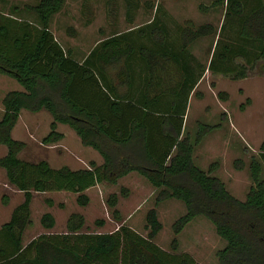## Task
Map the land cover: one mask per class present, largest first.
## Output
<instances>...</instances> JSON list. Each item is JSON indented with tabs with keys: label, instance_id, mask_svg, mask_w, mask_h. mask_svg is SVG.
Returning a JSON list of instances; mask_svg holds the SVG:
<instances>
[{
	"label": "trees",
	"instance_id": "obj_1",
	"mask_svg": "<svg viewBox=\"0 0 264 264\" xmlns=\"http://www.w3.org/2000/svg\"><path fill=\"white\" fill-rule=\"evenodd\" d=\"M62 3L25 4L23 8L34 13L36 22L0 10V74L14 78L22 87L6 92L1 100L0 145L6 152L0 156V168L7 183L22 193V201L0 225V264H200L188 252L164 250L154 242L162 228L155 206L145 214L146 235L122 222L117 204L120 197L130 195L123 185L106 199L119 223L115 230H85L84 215L72 212L64 232H43L23 243L32 223L35 194L70 192L76 204L85 207L90 200L88 188L116 185L130 172H137L155 188V205L170 198L184 203L185 213L173 223L175 234L203 215L225 240L216 252L219 264H264V180L260 177L264 139L249 162L252 184L240 200L213 175L217 162L200 169L193 161L194 144L219 125L198 122L194 143L185 132L189 96L206 69L234 81L253 73L264 76V0L200 3L202 13L223 10L219 28L210 22L186 20L173 35L160 6L150 0H124L129 25L142 5L154 8L155 14L142 26L99 41L82 60L65 50L50 30V20ZM108 8L107 15H111ZM85 19L88 24L92 17ZM207 36L216 40L205 66L196 61L189 46ZM218 95L226 97L224 92ZM22 110L50 114L43 144L61 140L64 133L56 127L65 124L82 145L97 151L102 162L90 161L88 167L72 169L53 167L45 158L21 157L27 143L13 138L11 131ZM234 166L241 169V159ZM44 202L54 205L50 197ZM39 220L44 229L55 225L49 211ZM171 246L176 249V238Z\"/></svg>",
	"mask_w": 264,
	"mask_h": 264
},
{
	"label": "rangeland",
	"instance_id": "obj_2",
	"mask_svg": "<svg viewBox=\"0 0 264 264\" xmlns=\"http://www.w3.org/2000/svg\"><path fill=\"white\" fill-rule=\"evenodd\" d=\"M38 1L0 0V10L36 22L34 13L25 10L23 6L36 4ZM84 1H87L86 7H83ZM145 1L148 0H141ZM150 1L164 11L165 15L162 17L172 35L177 25L186 20H192L195 24L210 22L217 29L222 22V9L208 13H202L198 9L200 3L208 4L212 0ZM14 6L19 7V10H13ZM108 7H111V15H107ZM154 14V8L147 10L142 5L133 24L129 25L125 21L124 0H63L62 7L50 20V30L65 50H69L74 58L82 60L99 41L142 26L150 21ZM88 16L92 17V20L86 24L85 18ZM215 40V36H207L190 44L189 51L197 62L208 65ZM16 89L22 87L14 78L0 74V118L3 112L2 97L6 92ZM219 92L226 93V97L221 98ZM247 98L250 100L249 103H246ZM51 120L46 110L20 112L11 135L27 143L26 148L20 153L21 157L29 160L45 158L53 167L68 165L72 169L88 167L91 160L96 164L101 163V156L97 151L82 145L74 131L65 124L58 123L56 127L58 131L64 133L61 140L53 144H43L41 140L49 132ZM198 122L219 126L203 134L201 140L194 144L192 157L195 165L200 169H207L210 163L217 162L218 166L213 175L225 184L234 197L244 200L252 184L249 162L252 156H257L264 139V76L253 73L244 79L234 81L228 77L214 75L206 69L190 93L185 114V132L189 133L193 143ZM1 151L4 153V145H0V154ZM236 159L243 162L241 169L235 168ZM260 177L264 180V166ZM0 178L3 179L1 170ZM2 185L0 182V197L3 193ZM121 185L130 189V195L127 198L120 197L117 204L124 224L146 235L145 214L149 208L155 206L162 224V228L154 237V242L158 246L168 251L188 252L200 264H219L216 252L223 248L225 240L216 233L211 221L203 215H197L175 234L173 223L185 213L184 203L170 198L155 205V188L137 172L120 179L116 185L102 184L95 187L96 190L90 191L92 199L85 207L78 206L75 194L70 192L35 194L30 232L36 229L42 231L39 215L45 210L53 212L56 231L64 229L68 214L76 210L85 217V230L90 232L115 230L119 223L113 218L106 199L109 193L117 192ZM46 197L52 198L53 206L45 204ZM98 221H102V224ZM173 238L177 239L175 250L171 246Z\"/></svg>",
	"mask_w": 264,
	"mask_h": 264
},
{
	"label": "crops",
	"instance_id": "obj_3",
	"mask_svg": "<svg viewBox=\"0 0 264 264\" xmlns=\"http://www.w3.org/2000/svg\"><path fill=\"white\" fill-rule=\"evenodd\" d=\"M19 118V117H18ZM18 120V119H17ZM19 140H21V139H19ZM22 141H24V140H22ZM6 152V148H5V151H4V153ZM3 152L1 151V154H0V156H2L3 154H2ZM101 158V157H100ZM102 160V159H101ZM91 161H93V160H91ZM102 162V161H101ZM0 170H1V172H3V179L2 178H0V182H2L3 183V185H2V194H1V197H0V225H2V224H4V223H6L8 220H9V218H10V214H11V211H12V209L17 205V204H19L21 201H22V193L19 191V190H17V189H15V188H13L12 186H10L8 183H7V181H6V178H5V173H4V171H3V169H1L0 168ZM132 174H134V172H130V173H128V174H126L125 176H123V177H121V178H119V180L120 179H124V178H126V177H128V176H131ZM141 176V175H140ZM143 177V176H142ZM119 180H118V182H119ZM147 181V180H146ZM142 182V181H141ZM100 185H102V184H97V185H95V186H92V187H90V188H88L87 190H86V193H87V195L89 196V202L91 201V196H90V191L91 190H96L95 189V187H98V186H100ZM51 192H49V193H45V194H50ZM75 196V195H74ZM6 201V203H4ZM33 201H34V199H33ZM33 201H32V204H31V218H32V206H33ZM120 210V209H119ZM46 211H49V212H51L52 214H53V212L51 211V210H45V211H42L41 212V214L43 213V212H46ZM78 210H76L75 212H77ZM72 213V212H71ZM41 214L39 215V219H40V216H41ZM70 214V213H69ZM68 214V215H69ZM54 216V215H53ZM33 221V220H32ZM39 223H40V220H39ZM32 226V224L31 225H29L28 227H27V229H26V231H25V234H24V239H23V243L24 244H26L28 241H30L31 239H33V238H35L37 235H39L40 233H43V232H50V233H60V232H64V230H65V224H64V229L63 230H61V231H56V229L54 228V227H56V221H55V225H54V227L52 228V229H44L42 226H41V224H40V229H42V231H39L38 229H36V230H34L33 232L31 231L30 232V227ZM36 233V234H35Z\"/></svg>",
	"mask_w": 264,
	"mask_h": 264
}]
</instances>
